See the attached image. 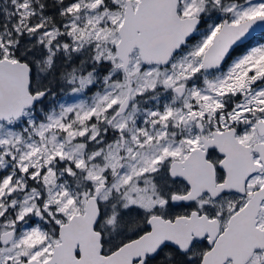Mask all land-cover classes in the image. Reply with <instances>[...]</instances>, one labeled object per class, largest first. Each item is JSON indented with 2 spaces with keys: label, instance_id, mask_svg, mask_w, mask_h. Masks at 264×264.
<instances>
[{
  "label": "snow or ice",
  "instance_id": "obj_1",
  "mask_svg": "<svg viewBox=\"0 0 264 264\" xmlns=\"http://www.w3.org/2000/svg\"><path fill=\"white\" fill-rule=\"evenodd\" d=\"M264 0H0V264H264Z\"/></svg>",
  "mask_w": 264,
  "mask_h": 264
},
{
  "label": "trees",
  "instance_id": "obj_2",
  "mask_svg": "<svg viewBox=\"0 0 264 264\" xmlns=\"http://www.w3.org/2000/svg\"><path fill=\"white\" fill-rule=\"evenodd\" d=\"M258 39H264V33L260 34V35L258 36Z\"/></svg>",
  "mask_w": 264,
  "mask_h": 264
},
{
  "label": "water",
  "instance_id": "obj_3",
  "mask_svg": "<svg viewBox=\"0 0 264 264\" xmlns=\"http://www.w3.org/2000/svg\"><path fill=\"white\" fill-rule=\"evenodd\" d=\"M261 34V33H258V35Z\"/></svg>",
  "mask_w": 264,
  "mask_h": 264
}]
</instances>
